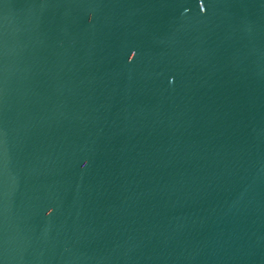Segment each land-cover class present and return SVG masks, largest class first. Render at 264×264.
I'll return each mask as SVG.
<instances>
[{
	"label": "water",
	"instance_id": "obj_1",
	"mask_svg": "<svg viewBox=\"0 0 264 264\" xmlns=\"http://www.w3.org/2000/svg\"><path fill=\"white\" fill-rule=\"evenodd\" d=\"M0 264H264V0H0Z\"/></svg>",
	"mask_w": 264,
	"mask_h": 264
}]
</instances>
